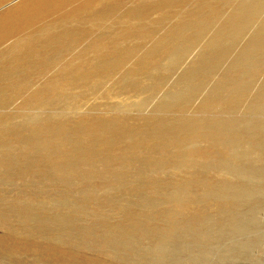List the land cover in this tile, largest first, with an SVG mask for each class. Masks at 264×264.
Returning <instances> with one entry per match:
<instances>
[{"label": "bare ground", "instance_id": "6f19581e", "mask_svg": "<svg viewBox=\"0 0 264 264\" xmlns=\"http://www.w3.org/2000/svg\"><path fill=\"white\" fill-rule=\"evenodd\" d=\"M251 108L264 0H0V264H116L185 208L195 230L226 221L257 193L226 170L264 158V124L222 114Z\"/></svg>", "mask_w": 264, "mask_h": 264}, {"label": "rangeland", "instance_id": "374dc122", "mask_svg": "<svg viewBox=\"0 0 264 264\" xmlns=\"http://www.w3.org/2000/svg\"><path fill=\"white\" fill-rule=\"evenodd\" d=\"M255 26L256 24L254 25V28ZM208 36L209 35H207L203 39V41H206ZM246 38L245 39L244 37L241 38L239 44H237L238 42L236 44L242 47L244 40H246ZM202 44L203 42L198 44L197 48L196 46L192 48L191 52L188 54V56H186V58L183 61L185 62L184 65L181 64L183 67L180 65L179 66L180 68L178 67L174 71V75L172 76V78L175 76L180 77L186 66H188L190 62L194 59V57H196V54H198L197 52L201 48L200 45ZM239 46H236L235 49L236 50L239 49L240 48ZM227 60L230 61V59ZM226 65L227 64L225 62L224 67ZM222 66L219 65L217 69L218 71L217 70L216 71L220 73L223 70ZM49 74L50 73L46 74V76H49ZM175 74H177L178 76ZM171 75L167 77L168 81L166 79L167 82H165L163 88L157 91L156 92L157 94L153 95L154 98L152 96L150 97L149 99L150 101H148V103L143 108L144 112L147 113L152 111L155 105L157 104V102L161 99L160 97H162V94L164 95L166 93L165 91H168L170 87L174 84V82L178 79L176 77L172 79ZM260 77H261L260 79L258 78V80H256L253 88L255 87L257 88L262 83L263 77L262 76ZM171 79L172 81L170 82ZM213 79L215 78L212 77L211 79H209L210 81H207V84L203 88V90L198 93V96L194 101L195 104L199 103L200 100L211 88V86L213 85L211 82L214 81ZM157 97L160 99L158 100ZM154 99L155 101L157 100L158 101L154 103L153 101ZM19 103H20L19 99L15 100L7 109L17 113L20 109ZM17 114L19 115L20 113ZM222 115L225 118L236 117L239 118L240 120L245 119L247 121H257L259 123L264 124V109L259 111L256 108H251L247 113L244 114L241 112L236 114L227 113ZM263 159H264L263 157L257 156L256 159H253L252 161L249 160L250 162L248 161L243 165L240 164L237 165L236 169L226 170V173L229 175L233 173H237V175L242 176V178H238L239 186L250 188L251 192L255 188H257V193L256 194L252 193L253 195L252 198H254L253 201H249L247 203V201L243 199V202H241L236 208H234V210L227 209L224 211L223 210L219 211L220 215L222 214L221 216H223V219L226 218V221L223 220V222L220 223L217 222L219 224L217 225L215 221L211 220L210 223L204 226L205 228L203 227V229L195 230V224H194L195 222L191 220L187 215H184V213L187 210L185 208L182 211L183 216L180 218L181 221L179 220V222L175 224L176 226L171 227L170 230L167 231V229H164L163 228L165 226L164 224H159V223L156 224L158 227H160L161 231L164 233V235H161L158 238L159 240L156 239L157 240L156 241L154 239L153 240L151 239L152 240L151 241L149 239L138 238L132 242L133 243L132 246H134V252L132 253L126 252L124 254L116 250L111 251L115 253L114 256H118L117 259L119 261L116 264H122V263L123 264H138V263L139 264H264V201H263L264 200V193H263L264 160ZM261 167H263V169L261 170L262 173L261 176H259L260 177L259 181H257L255 180L254 176L250 174V171L259 170ZM248 169H250L249 173L243 174L244 170H248ZM166 172L169 174L170 170ZM201 172H202L201 170H193L190 171V173L188 174L181 173V175L184 177L187 176L193 177V176H198L199 174H201ZM211 190L213 192H216V189L214 188H211ZM60 192H62V190ZM52 194L55 195V197H57L56 195H58L56 191H52ZM223 197L224 198L228 197V193L227 194L224 193ZM207 204L208 203L206 202V204L201 208L199 207L200 209L198 208V210H201L204 213L211 214L214 216L215 213L217 212H214L215 211L214 208L209 207ZM236 218L237 220H235ZM224 224L226 225L223 226ZM227 224H231V225L228 226ZM1 234H2V230L0 229V235ZM91 252L92 251H88V253ZM95 254L97 253L94 252V255Z\"/></svg>", "mask_w": 264, "mask_h": 264}]
</instances>
